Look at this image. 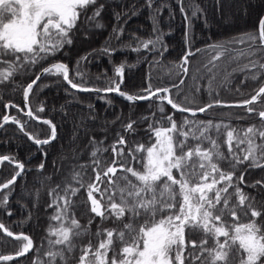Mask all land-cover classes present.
I'll return each mask as SVG.
<instances>
[{
	"label": "snow or ice",
	"instance_id": "obj_1",
	"mask_svg": "<svg viewBox=\"0 0 264 264\" xmlns=\"http://www.w3.org/2000/svg\"><path fill=\"white\" fill-rule=\"evenodd\" d=\"M152 3L153 0H146L148 7H152ZM97 5L98 0H0V84L13 80L17 75L30 74L37 65L49 61L65 46H70L73 43V30L82 16L87 22H94L96 28H101L99 18L104 5ZM160 11L157 9V13ZM180 11L186 21V50L180 63L174 67L187 75L191 57L208 53L209 59L203 67L208 69L210 77V97L213 95L211 83L216 79L213 73L221 59H227L228 64L238 63L242 58L247 60L241 67L232 69V73L252 70V74L246 75L241 84L245 80L259 82L264 78V15L258 18V34L245 32L227 41H213L203 48H194L193 26L183 0H180ZM192 15L195 17L197 12ZM115 16L119 18L121 13ZM113 31L119 37L124 29L114 28ZM153 33L155 38L147 40L133 36L136 46L126 47L136 52L141 49L158 52L163 40L156 16H153ZM241 45L244 47H238ZM100 51L112 55L116 50L104 47ZM160 55L163 56V52ZM80 59L86 60L87 57ZM130 67L126 61L114 63L113 76L101 89L74 82L70 78L69 64L53 61L42 67L35 74V79L22 88L27 111L12 103L4 105L5 109L15 108L27 118L48 125L50 135L45 139L34 137L25 132L27 121L22 122L17 116L9 114L2 116L0 128L8 123L17 125L30 141L43 146L57 138V126L51 119L36 114L28 106V100L34 85L44 75L62 78L73 90L115 93L132 104L148 101L149 110L153 102L156 103V111L150 116L139 120L129 118L126 124H122L124 133L135 134L136 126L147 121L144 129L146 143L128 141L117 132L118 139L111 145V164H107L98 158V153L107 152L108 149L98 147L97 141L92 138L89 141L93 146L91 164H81L79 168H91L94 179L86 183L84 173L77 171L72 174L71 180L79 187L68 183L61 189L57 184L49 191L51 203L48 207L55 209L50 220L55 221L56 225L50 224L47 230L48 250L43 254L46 259L38 255L33 264H69L71 259H77V264H185L186 260L190 264H264V225L256 219L264 213L253 206L252 200L240 186L244 173L236 176L239 167L246 162L249 168H264V82L250 98L232 103L211 99L200 105L195 97H185L187 103L181 104L177 102L180 92L176 96L172 92L184 85L183 78L171 88L154 87L149 78L147 86L138 92L123 91L121 86L125 71ZM225 73L223 83H227L232 75L227 73V66ZM75 76L83 78L79 70ZM236 90L239 92V86ZM195 91L199 93L200 88L196 87ZM257 103L261 104L258 111L253 107ZM165 105L174 111L167 113ZM216 107L243 108L246 114L258 115L261 123L246 128L233 127L230 122H224L225 119L231 121L230 114H225L219 122L196 119L197 114L207 113ZM44 110L42 105L38 109L39 112ZM176 112L190 116L183 115L178 124L174 118ZM157 113L159 118H156ZM129 143L134 146L125 152V146ZM43 155L46 157L47 153ZM0 162H10L17 169L10 179L0 183V193H3L0 195V209H6L13 186L26 169L25 163L14 156L0 155ZM222 165L227 166L228 170ZM44 167L43 162L38 165L41 171ZM118 171L121 173L119 176ZM259 184L261 181L256 182V185ZM81 189L86 190L85 203L90 205L89 210L94 217L101 218V221L130 219L120 230L105 228L97 231L94 235L97 238L103 236L104 239L99 240L95 248L91 241L85 247L75 243L90 234L89 229L82 226L71 211L76 206L73 197ZM6 214L12 215L10 210ZM241 217L248 222H241ZM92 222L89 220V225ZM186 231L188 235L201 234L203 238L199 242L186 239ZM0 232L18 243L13 254H0V262H11L33 251L34 241L25 232H13L3 222H0ZM189 247L191 251L186 253ZM77 250L80 252L78 258L74 256ZM110 252L112 255L109 258Z\"/></svg>",
	"mask_w": 264,
	"mask_h": 264
},
{
	"label": "trees",
	"instance_id": "obj_2",
	"mask_svg": "<svg viewBox=\"0 0 264 264\" xmlns=\"http://www.w3.org/2000/svg\"><path fill=\"white\" fill-rule=\"evenodd\" d=\"M99 4L104 5L101 18H99L101 28H96L94 22L89 23L82 16L77 28L73 30V43L70 46H65L49 61L37 65L30 74L17 75L13 80L0 84V121L3 114L15 115L22 122L27 121L25 132L39 139H45L50 135L48 125L27 118L15 108L5 109L4 105L12 103L24 108L22 102L24 84L40 67L53 61L68 63L70 78H73L74 82L101 88L106 87L107 79L113 76V64L126 61L132 67L126 68L121 87L123 91L129 93H136L146 87L149 78L154 87L170 88L173 84L178 85L179 80L183 78L184 85L172 92L173 96H176L178 91L180 92L177 102L181 104L187 103L185 97L189 99L195 97L200 105L210 102L211 99H221L224 102L247 99L260 83L264 82V78L259 82L249 79L241 84L246 75L252 74V70L232 73V69L241 67L247 63V60L242 58L238 63L228 64L227 59H221L218 61L219 67L213 73L216 79L211 83L213 95L210 97V77L208 69L203 67L209 59L208 53H200L191 57L187 75L174 67L180 63V58L186 50L184 42L186 21L180 11V0H153L152 7L147 6L146 0H98L97 6ZM183 4L193 26L194 48H203L205 44L213 41H227L245 32L257 33V20L264 11V0H183ZM157 9L161 11L157 13ZM193 12H197L195 17L192 15ZM116 13H121V16L117 18ZM133 13L136 14L133 15ZM88 15H91V10ZM153 16H156L158 28L162 34L163 45L160 50L155 53L144 49L136 52L126 47L127 45H131L132 48L136 46V41L132 39L133 36L141 40L155 38ZM121 27L124 31L118 37L113 29ZM104 47L116 51L112 55H105L100 51ZM160 52H163V56ZM85 56L86 60L80 59ZM78 60L79 64L76 63ZM226 66L227 73H232V75L228 77L227 83H223ZM77 70L83 74L82 79L75 76ZM237 86H239V92L236 90ZM196 87L200 88L199 93H196ZM102 96L105 98L102 99ZM108 101L111 103L109 104ZM41 105L45 109L43 112L38 111ZM28 106L42 118L51 119L56 124L57 138L48 145L37 146L19 130L17 125L8 123L0 128V155L16 157L25 163L26 169L12 188L7 208L0 209V222H3L13 232L23 231L30 235L35 246L33 251L25 257L11 262H0V264H33V260L38 255L41 259H46L43 254L48 250L47 230L50 224L56 225L55 221L50 220L55 209L48 207L51 203L49 191L57 184H60L61 189L68 183L73 187H79L78 183L71 180L72 174L77 171L84 173L83 179L86 183L94 179L91 168L86 170L79 168L81 164H91L90 153L93 151V146L89 144V141L92 138H95L98 147L108 149L107 152L98 153V158L102 162L106 161L107 164H111V145L118 139L117 132L124 135L128 141L146 143L147 134L144 129L147 127V121L136 126L135 134L124 133L122 124H126L129 118L139 120L156 111L155 102L149 110L148 101H138L132 104L115 93L98 94L73 90L62 78L51 75L42 76L34 85ZM253 107L258 111L261 104L257 103ZM165 110L167 113L174 111L168 105H165ZM225 114H230L232 119L231 121L225 119L224 122H230L233 127L246 128L251 124L261 123L258 115L246 114L245 110L239 107H216L207 113L197 114L196 119H213L219 122ZM183 115L190 116V114L179 112L174 114L178 124ZM238 117H243V119L238 120ZM156 118H159V113ZM259 142L258 140L257 143ZM133 146L131 143L126 145L125 152ZM224 150L226 152V146ZM44 153H47L46 157ZM42 162L45 167L41 171L38 165ZM222 167L228 170L227 166L222 165ZM16 170L10 162H0V182L10 177ZM241 172L244 173V181L240 186L252 200L253 206L264 213V168H249L246 162L239 167L236 176L238 177ZM119 175L121 173L118 171L117 176ZM48 177L51 179H47ZM257 181H261V184L256 185ZM253 185L256 186L253 187ZM86 199L85 189H81L73 197V203L76 206L71 211L80 224L89 229L90 233L76 240L75 243L85 247L91 241L95 248L99 240L104 239L103 236L97 238L94 235L97 231L105 228L120 230L123 224L130 222V219L126 217L120 221L111 218L101 221V218L94 217V214L90 213V205L85 203ZM7 210L11 211V216L6 214ZM256 219L258 223L264 225V215ZM89 220L93 221L91 225H89ZM241 222L248 221L241 217ZM202 238L201 234L188 235L186 231V239H195L199 242ZM209 246H211V241H209ZM17 248L18 243L14 239L0 232V254L14 253ZM187 251H191V248L189 247L186 253ZM79 255L80 252L77 250L74 256L78 258ZM111 255L110 252L109 258ZM69 264H77V259H71ZM185 264H190V261L186 260Z\"/></svg>",
	"mask_w": 264,
	"mask_h": 264
},
{
	"label": "water",
	"instance_id": "obj_3",
	"mask_svg": "<svg viewBox=\"0 0 264 264\" xmlns=\"http://www.w3.org/2000/svg\"><path fill=\"white\" fill-rule=\"evenodd\" d=\"M262 15H264V11L260 14V16H262ZM260 16H259V17H260ZM259 17H258V18H259ZM257 25H258V20H257V24H256L257 33H258V27H257ZM50 63H51V62H50ZM48 64H49V63L43 65L42 67H46V66H48ZM42 67H40V68L37 70L36 73L40 72L41 69H42ZM36 73H35V74H36ZM35 74H34V75H33L28 81H26V83L24 84V86H26L27 83L31 82L32 79H35ZM24 86H23V87H24ZM69 86H70V85H69ZM87 87H94V86H87ZM95 88H101V87H95ZM101 89H102V88H101ZM253 94H254V93H253ZM249 98H250V97H249ZM22 102H23V105H24V110L27 111V108L25 107V102H24V100H23V95H22ZM226 103H232V102H226ZM3 115H4V114H3ZM3 115H2V116H3ZM0 123H2V119H1ZM13 174H14V173H13ZM13 174H12V175H13ZM12 175H11V176H12ZM11 176L8 177L7 179L1 181L0 183H3V182H5V181H7L8 179L11 178ZM11 254H13V253H11Z\"/></svg>",
	"mask_w": 264,
	"mask_h": 264
}]
</instances>
